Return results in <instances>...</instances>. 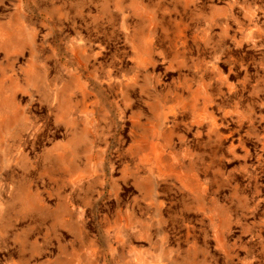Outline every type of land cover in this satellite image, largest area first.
<instances>
[{"label": "rangeland", "instance_id": "374dc122", "mask_svg": "<svg viewBox=\"0 0 264 264\" xmlns=\"http://www.w3.org/2000/svg\"><path fill=\"white\" fill-rule=\"evenodd\" d=\"M0 264H264V0H0Z\"/></svg>", "mask_w": 264, "mask_h": 264}]
</instances>
